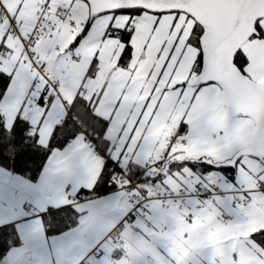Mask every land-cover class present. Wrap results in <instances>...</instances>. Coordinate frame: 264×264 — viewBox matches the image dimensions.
Returning a JSON list of instances; mask_svg holds the SVG:
<instances>
[{"label":"snow or ice","instance_id":"snow-or-ice-1","mask_svg":"<svg viewBox=\"0 0 264 264\" xmlns=\"http://www.w3.org/2000/svg\"><path fill=\"white\" fill-rule=\"evenodd\" d=\"M0 169V264H264V0H0Z\"/></svg>","mask_w":264,"mask_h":264},{"label":"crops","instance_id":"crops-1","mask_svg":"<svg viewBox=\"0 0 264 264\" xmlns=\"http://www.w3.org/2000/svg\"><path fill=\"white\" fill-rule=\"evenodd\" d=\"M160 131L161 129H157V134H159ZM0 174L6 176L11 173H7L3 169H0ZM18 178L25 179L24 176H18ZM209 222L210 218L208 216H201L183 228V232L189 233L192 237H195V239L185 240L182 238L181 233H177L176 246L178 250L183 251L186 246L198 243L199 238L201 237V230L204 229ZM258 227H264V209H257L243 226L225 227L213 225L203 233L202 238L212 240L213 242L219 244L225 240H234L241 235H246L248 232L254 231ZM48 248L51 249V244H48Z\"/></svg>","mask_w":264,"mask_h":264},{"label":"trees","instance_id":"trees-1","mask_svg":"<svg viewBox=\"0 0 264 264\" xmlns=\"http://www.w3.org/2000/svg\"><path fill=\"white\" fill-rule=\"evenodd\" d=\"M49 235H51V234H49Z\"/></svg>","mask_w":264,"mask_h":264}]
</instances>
